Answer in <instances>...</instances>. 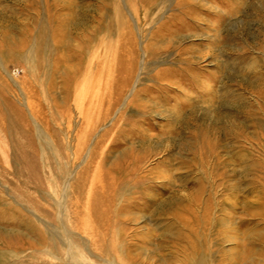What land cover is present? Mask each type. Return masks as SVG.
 <instances>
[{
  "label": "rangeland",
  "instance_id": "1",
  "mask_svg": "<svg viewBox=\"0 0 264 264\" xmlns=\"http://www.w3.org/2000/svg\"><path fill=\"white\" fill-rule=\"evenodd\" d=\"M0 264H264V2L0 0Z\"/></svg>",
  "mask_w": 264,
  "mask_h": 264
},
{
  "label": "bare ground",
  "instance_id": "2",
  "mask_svg": "<svg viewBox=\"0 0 264 264\" xmlns=\"http://www.w3.org/2000/svg\"><path fill=\"white\" fill-rule=\"evenodd\" d=\"M261 1H263L264 2V0H261ZM163 75V74H162ZM163 77V76H162ZM179 79V78H178ZM180 81V80H179ZM201 260V259H200Z\"/></svg>",
  "mask_w": 264,
  "mask_h": 264
}]
</instances>
